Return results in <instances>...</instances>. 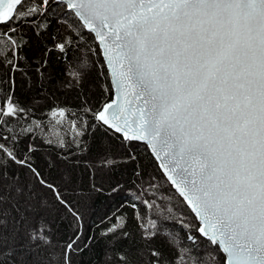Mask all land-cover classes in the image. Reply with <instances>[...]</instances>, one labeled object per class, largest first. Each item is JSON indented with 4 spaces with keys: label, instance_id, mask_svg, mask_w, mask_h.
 <instances>
[{
    "label": "snow or ice",
    "instance_id": "obj_1",
    "mask_svg": "<svg viewBox=\"0 0 264 264\" xmlns=\"http://www.w3.org/2000/svg\"><path fill=\"white\" fill-rule=\"evenodd\" d=\"M0 264H264V0H0Z\"/></svg>",
    "mask_w": 264,
    "mask_h": 264
},
{
    "label": "trees",
    "instance_id": "obj_2",
    "mask_svg": "<svg viewBox=\"0 0 264 264\" xmlns=\"http://www.w3.org/2000/svg\"><path fill=\"white\" fill-rule=\"evenodd\" d=\"M100 207L102 208V204L100 205Z\"/></svg>",
    "mask_w": 264,
    "mask_h": 264
}]
</instances>
